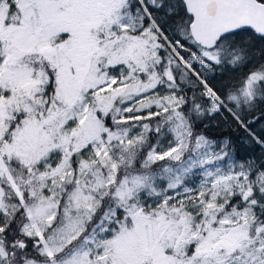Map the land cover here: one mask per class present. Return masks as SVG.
Here are the masks:
<instances>
[{"label":"snow or ice","instance_id":"snow-or-ice-1","mask_svg":"<svg viewBox=\"0 0 264 264\" xmlns=\"http://www.w3.org/2000/svg\"><path fill=\"white\" fill-rule=\"evenodd\" d=\"M261 105L264 0H0V264H264Z\"/></svg>","mask_w":264,"mask_h":264},{"label":"trees","instance_id":"trees-1","mask_svg":"<svg viewBox=\"0 0 264 264\" xmlns=\"http://www.w3.org/2000/svg\"><path fill=\"white\" fill-rule=\"evenodd\" d=\"M221 71L223 74L221 75ZM226 75V72L224 70H217L216 75L214 77V83L217 85H220V81H224V77ZM220 79V80H218ZM190 94V93H189ZM261 108H264V105L260 106ZM227 114V113H226ZM256 115H260V112L257 111ZM263 121H261L262 123ZM200 130L204 131L205 134L215 140H220L222 138L230 139L232 144H234L239 151L246 150V151H260L259 153L260 157L264 156V152L261 151L262 147L255 144V142L251 141L243 132L238 128L237 125H235L230 120H228L226 123L223 121L222 118L219 119V121H210V119L205 118L202 123L198 125ZM253 131L257 135H261L262 132L259 131V128L257 127V124L253 126Z\"/></svg>","mask_w":264,"mask_h":264},{"label":"rangeland","instance_id":"rangeland-1","mask_svg":"<svg viewBox=\"0 0 264 264\" xmlns=\"http://www.w3.org/2000/svg\"><path fill=\"white\" fill-rule=\"evenodd\" d=\"M258 59H259L258 55L256 57H254V60H258ZM245 70L246 69H241L240 71H233L231 69L224 70L226 72V75L224 77L225 79H224V81L219 82L220 85L222 86L225 82H227L229 80H235V79L239 78L241 72H243ZM218 80H220V79H218ZM225 117H227V121L230 120V117H228L226 113H224L223 116L217 115L215 118H208V119H210V121L212 122V120L213 121H219V119L222 118L223 121L226 123L227 121L225 120ZM257 127L259 128V131L262 132V130H264V121L262 123L261 122L258 123ZM224 139L225 138H222L218 141H222ZM232 147L234 149L233 155L240 160L254 159V158L260 157V155H259V153H261L260 151H258V152L255 150H251V151L241 150V151H239L238 148L234 144H232ZM261 151L264 152V148H262Z\"/></svg>","mask_w":264,"mask_h":264}]
</instances>
